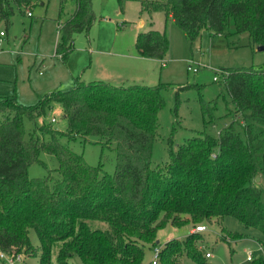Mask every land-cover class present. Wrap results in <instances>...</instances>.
Returning <instances> with one entry per match:
<instances>
[{
    "label": "trees",
    "instance_id": "16d2710c",
    "mask_svg": "<svg viewBox=\"0 0 264 264\" xmlns=\"http://www.w3.org/2000/svg\"><path fill=\"white\" fill-rule=\"evenodd\" d=\"M36 1L0 0V23L11 26L15 9L27 15ZM140 1L142 12H165L191 43L204 29L229 35L232 19L235 34L246 33L252 45L264 47V0ZM75 2L73 16L59 25L56 56L63 62L74 51V35L89 32L96 20L93 0ZM136 49L143 58L164 61L170 50L166 31L139 33ZM223 72L233 112L243 116V123H231L218 139L198 131L177 152L170 148L169 161L156 168L153 144L165 104L161 87L77 80L71 91L39 96L34 106L20 104L16 96L1 97L0 252L36 254L30 239L34 230L40 264H144L146 246L156 245L159 231L168 225L233 217L264 235V195L256 184L264 175V66ZM55 104L62 107L64 131L37 124ZM202 109L205 122H213L214 106L203 102ZM25 118L37 127L28 139ZM91 139L115 152L114 174L89 165L71 147ZM44 153L58 161L59 169L30 178V166ZM201 236L193 232L185 240L168 241L159 264H183V258L208 264L197 244ZM251 264H264V258Z\"/></svg>",
    "mask_w": 264,
    "mask_h": 264
},
{
    "label": "rangeland",
    "instance_id": "374dc122",
    "mask_svg": "<svg viewBox=\"0 0 264 264\" xmlns=\"http://www.w3.org/2000/svg\"><path fill=\"white\" fill-rule=\"evenodd\" d=\"M163 1V0H160ZM64 9L61 12V5ZM75 0H37L31 9L32 17L15 9L11 26L0 23L4 33L0 50V99L16 96L20 104L34 106L39 96L50 92H68L74 89L76 80L86 83L103 81L115 86L141 85L161 87L165 101L158 115V132L153 144L152 167L169 161L170 148L177 152L185 140L206 131L218 139L220 133L231 123L242 120L235 117V106L225 86L223 70L250 69L264 66V50L251 44L249 35L235 34L231 19L227 33L213 35L207 29L195 42L187 38L165 12L150 15L142 12L140 0H93L96 20L89 32L74 35V51L67 62L56 56L59 25L65 24L75 13ZM149 29L166 31L170 50L164 61L146 59L136 49L139 33ZM198 69L197 73L188 67ZM218 78V81H215ZM203 102L214 106L215 119L207 124L203 117ZM3 116L0 113V124ZM55 119L56 122L52 123ZM209 121V118H206ZM53 125L64 131L67 122L59 104L49 110L38 125ZM25 135L37 131L34 122L24 119ZM238 134L244 137L241 124L235 123ZM72 149L82 154L91 166L102 165L109 174L116 170V154L103 149L97 139L90 143L74 142ZM59 169L58 161L42 154L40 162L29 168V177L45 178L49 171ZM264 195V175L256 180ZM205 225L208 231L197 240L208 264H251L249 253L264 258V235L250 230L233 217L213 219L199 225L178 228L168 225L159 231L156 245L146 246L144 264H151L155 249H162L173 239L185 240L191 231ZM102 228L105 225H101ZM224 235L227 241L222 240ZM36 254H26L22 264H40V241L34 230L30 233ZM58 248H54V260ZM79 264L78 260H75ZM183 264H192L186 258ZM2 264V263H0Z\"/></svg>",
    "mask_w": 264,
    "mask_h": 264
},
{
    "label": "built area",
    "instance_id": "2783aa9c",
    "mask_svg": "<svg viewBox=\"0 0 264 264\" xmlns=\"http://www.w3.org/2000/svg\"><path fill=\"white\" fill-rule=\"evenodd\" d=\"M27 16L32 17L33 16L32 12H29L27 14ZM3 36H4V33L1 32V34H0V50L2 48ZM188 71L197 73L198 69L193 68L192 66H189ZM215 81H218V78H215ZM55 122H56V120L53 119L52 123H55ZM207 231H208V228L205 225L198 226L197 228L194 229V232L202 233V234L207 232ZM161 250L162 249H157V248L155 249L154 256H153V259L151 262L152 264H159ZM24 256H25L24 252L20 253V254H7L5 252H0V263H2V264H22L24 261ZM205 257L207 259H210V258H212V255H211V253H206ZM254 260H255L254 255L252 253H249L248 257H247V261L252 262Z\"/></svg>",
    "mask_w": 264,
    "mask_h": 264
},
{
    "label": "crops",
    "instance_id": "0c3cea01",
    "mask_svg": "<svg viewBox=\"0 0 264 264\" xmlns=\"http://www.w3.org/2000/svg\"><path fill=\"white\" fill-rule=\"evenodd\" d=\"M170 18H171V17H170ZM150 30H151V29H149L148 31H150ZM148 31H146V32H148ZM158 31H160V30L158 29ZM160 32H161V31H160ZM77 80L82 81L81 78H78ZM77 80H76V81H77ZM82 82H84V81H82ZM191 233H193V231H191Z\"/></svg>",
    "mask_w": 264,
    "mask_h": 264
},
{
    "label": "water",
    "instance_id": "95a60500",
    "mask_svg": "<svg viewBox=\"0 0 264 264\" xmlns=\"http://www.w3.org/2000/svg\"><path fill=\"white\" fill-rule=\"evenodd\" d=\"M260 51H263L264 50V47H259Z\"/></svg>",
    "mask_w": 264,
    "mask_h": 264
}]
</instances>
